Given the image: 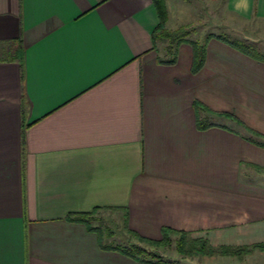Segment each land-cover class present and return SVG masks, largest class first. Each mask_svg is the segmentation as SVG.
Segmentation results:
<instances>
[{"label":"crops","instance_id":"0c3cea01","mask_svg":"<svg viewBox=\"0 0 264 264\" xmlns=\"http://www.w3.org/2000/svg\"><path fill=\"white\" fill-rule=\"evenodd\" d=\"M218 1L264 22V0ZM158 23L153 0H0V264H139L100 242L164 228L264 244V60L207 36L197 72L188 42L162 63ZM96 210L103 238L68 219Z\"/></svg>","mask_w":264,"mask_h":264},{"label":"trees","instance_id":"16d2710c","mask_svg":"<svg viewBox=\"0 0 264 264\" xmlns=\"http://www.w3.org/2000/svg\"><path fill=\"white\" fill-rule=\"evenodd\" d=\"M154 5L157 9L159 16V23L156 27L154 33L152 34V39L154 44L158 42L167 41L165 45V56L164 58H160V62L173 64L177 60V52L181 43L188 42L192 45L193 48V64L192 70L193 72H197L200 70L205 61H206V53H207V45L206 41L202 42L197 39L190 38L195 29L191 27V25H182L177 29H169L167 28L166 21L168 18L167 6L165 0H153ZM216 36L222 40H225L232 44L237 49L243 51L244 53L254 56L256 58L264 60V54L254 51L253 46L249 43L241 41V43L232 42L223 36L220 35H209L208 37ZM248 46H246V45ZM9 56L14 60H17L23 66L24 59V50L21 42L19 44H14L12 49L8 51ZM196 106H202L198 101H195ZM211 125L207 118L200 119L198 117V127L200 129H206ZM258 134V133H257ZM264 145V143H261ZM96 211L89 213H78L69 215L68 219L80 223H84L90 230H97L100 236H104V232L102 228L93 225L94 221L97 219L95 217ZM133 235L139 238L141 241H145L150 243L153 246H167L173 247L175 245L176 249L183 254H224V255H237L242 257L253 249H262L264 250V244L255 245L252 247H232V246H220L213 247L207 241L201 239H194L190 236L189 233L176 231L170 228L163 229L162 238L159 240L149 239L142 237L141 235L133 232ZM111 234V231H108V235ZM176 235L177 237H174ZM100 245L103 249H115L119 250L126 256H129L139 264H182L178 261L171 260L169 258H165L164 255L159 250H151L146 247L138 244L132 243L129 245H121L116 244L114 241L104 243L102 240Z\"/></svg>","mask_w":264,"mask_h":264},{"label":"rangeland","instance_id":"374dc122","mask_svg":"<svg viewBox=\"0 0 264 264\" xmlns=\"http://www.w3.org/2000/svg\"><path fill=\"white\" fill-rule=\"evenodd\" d=\"M166 2V0H165ZM168 2V3H167ZM167 13L168 18L166 21V26L169 29H177L179 26L191 25L196 32H193L190 38L196 39L197 37L200 40L205 39L209 35H220L224 38L241 43L244 41L253 46V50L259 53L264 54V22L260 21H246L240 19H230L224 14V3L223 1L218 0H167ZM214 13V14H213ZM170 16V21H169ZM230 23L231 28L226 29L224 24ZM180 27V26H179ZM214 33V34H211ZM159 51L162 52L165 56V45L167 41L158 42ZM246 45V44H244ZM248 46V45H246ZM96 212L95 217L97 219L94 221V225L102 228L104 234H107L109 229H112L111 225L113 224L110 221H107L104 217L100 218ZM109 228V229H108ZM130 239L127 237H119L118 235L114 239L123 245H129L132 243H138L147 249L159 250L165 258H169L174 261H178L182 264H197L196 255L202 254H183L180 253L175 245L173 247L167 246H153L148 242L141 241L136 236H130ZM134 237V238H133ZM134 241V242H132ZM208 255V254H204ZM214 255H224V254H214ZM209 255V256H214ZM246 255V254H245ZM240 260L244 258V256ZM235 256V255H233ZM237 256V255H236ZM240 258V257H239ZM202 260V259H201ZM206 263V261L204 260ZM210 264V263H206Z\"/></svg>","mask_w":264,"mask_h":264}]
</instances>
